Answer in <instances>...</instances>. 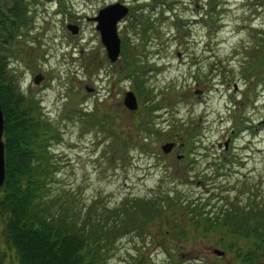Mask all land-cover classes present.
<instances>
[{"label":"rangeland","instance_id":"rangeland-1","mask_svg":"<svg viewBox=\"0 0 264 264\" xmlns=\"http://www.w3.org/2000/svg\"><path fill=\"white\" fill-rule=\"evenodd\" d=\"M114 1L129 8L118 23L129 56L120 51L110 61L92 17ZM25 2L21 24L0 28V57L47 124L38 134L47 133L56 166L44 179L43 200L53 197V206L71 205L80 215L93 200L110 208L169 191L207 215L230 203L249 206L254 196L264 202V54L253 55L264 38V0H223L211 23L206 0ZM139 16L148 18L146 31ZM127 90L135 109L124 104ZM165 141H173L167 152ZM186 226L180 245L169 235L153 238L156 225L125 232L105 264H174L176 256V264H244L249 255L250 238L232 236L230 227L203 235ZM3 248V264H20L15 249Z\"/></svg>","mask_w":264,"mask_h":264},{"label":"trees","instance_id":"trees-1","mask_svg":"<svg viewBox=\"0 0 264 264\" xmlns=\"http://www.w3.org/2000/svg\"><path fill=\"white\" fill-rule=\"evenodd\" d=\"M25 3V0H0L1 29L8 31L21 24ZM206 4L207 20H216L214 13L222 8L223 0H206ZM145 18L138 17L147 23L146 31L150 24ZM10 35L12 31L6 38ZM121 40V54L128 58L129 54L124 52L126 39ZM261 40L262 46L253 45V55L263 56L264 38ZM247 55L248 59L253 56ZM131 75L136 80L139 73L134 69ZM136 83V87L143 90V85ZM0 104L5 143V178L0 187V237L8 247L15 249L20 264H105L114 240L123 233L156 225L153 238L165 241L170 236L172 245H180L189 235L187 223L203 235L217 226L230 227L232 236L243 234L250 238L251 246H246L249 255L243 260L244 264H257L260 258L264 259V202L255 196L249 206L230 203L213 215L186 204L181 192L171 194L170 191L164 197H127L110 208L93 200L86 206L84 215H80L79 210L74 212L71 205L53 206V197L43 200L45 194L42 196L44 179L56 166L48 160L47 133L38 134V127L45 123L40 120L37 101L18 89L1 57ZM28 161H33L31 166ZM195 211L198 213H193ZM148 221L152 222L149 224ZM5 244L0 242V264L6 256ZM179 258H173L174 264Z\"/></svg>","mask_w":264,"mask_h":264},{"label":"water","instance_id":"water-1","mask_svg":"<svg viewBox=\"0 0 264 264\" xmlns=\"http://www.w3.org/2000/svg\"><path fill=\"white\" fill-rule=\"evenodd\" d=\"M128 6L120 1L108 3L101 7L97 14L93 16L96 20V28L99 30L100 39L103 43L106 51V55L110 61H115L120 53L121 38L118 32V23L128 12ZM67 27L72 31H77V25L73 23H67ZM43 75L39 71L34 75V82L38 83L42 79ZM198 91V89L196 90ZM125 106L129 109H135L137 107V98L132 90H127L123 98ZM3 111L0 104V187L5 178V156H4V140H3ZM227 141H225V144ZM173 146V141H165L161 147L165 152L169 151ZM214 252L217 254H223V250L214 248Z\"/></svg>","mask_w":264,"mask_h":264}]
</instances>
